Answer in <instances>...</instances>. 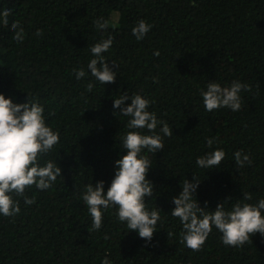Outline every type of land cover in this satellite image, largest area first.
<instances>
[{
  "label": "trees",
  "instance_id": "obj_1",
  "mask_svg": "<svg viewBox=\"0 0 264 264\" xmlns=\"http://www.w3.org/2000/svg\"><path fill=\"white\" fill-rule=\"evenodd\" d=\"M4 10L10 15L7 26L0 17V94L43 107L59 143L39 163L52 161L62 172L47 190L26 188L31 205L12 194L20 213L0 215V264H102L105 257L111 264H264L259 233L231 247L213 227L201 250L193 251L181 243L182 224L171 216L172 198L193 176L206 211L225 201L231 210L238 201L264 199V0H0ZM101 17L107 30L94 24ZM140 20L152 27L138 41L132 28ZM14 22L23 28L22 43L13 39ZM109 35L113 44L102 55L117 75L102 85L87 65L95 58L90 47ZM80 68L86 75L77 80L73 70ZM233 81L251 88L240 93L241 109L206 111L201 92L207 84ZM124 93L148 99V111L173 132L164 136L158 125L163 150L142 152L152 166L146 179L155 185L146 208L161 211L150 243L118 220L115 207L102 210V227L92 231L82 200L86 186L99 181L107 193L115 161L126 154L121 138L130 131L129 118L113 108ZM216 149L226 154L221 165L199 168L196 159ZM236 151L249 155L251 164L237 167ZM244 194L252 199L244 201Z\"/></svg>",
  "mask_w": 264,
  "mask_h": 264
},
{
  "label": "clouds",
  "instance_id": "obj_2",
  "mask_svg": "<svg viewBox=\"0 0 264 264\" xmlns=\"http://www.w3.org/2000/svg\"><path fill=\"white\" fill-rule=\"evenodd\" d=\"M9 10L0 13L2 23L7 26ZM100 30H107L108 22L101 17L94 21ZM151 25L140 20L132 28V35L142 40L151 30ZM15 32L13 37L19 43L24 40V31L19 22L11 25ZM37 36L41 35L38 30ZM113 44V37L101 40L90 47L93 59L87 65L92 77L100 84L114 83L116 72L109 68L103 57V53L109 51ZM154 55H159L155 52ZM113 67L117 65L113 62ZM77 80L85 77L83 68L73 70ZM93 83L87 85V90L93 89ZM251 91L247 84L233 81L228 87H221L216 82H209L207 90L201 92L203 105L208 112L229 108L233 112L242 107L241 91ZM131 100V104L126 102ZM150 101L139 94L129 95L124 93L113 100V108L119 109L120 116L128 117L127 127L130 129L122 139L126 154L115 161L116 169L114 178L105 194V185L99 181L95 186L89 184L82 194V200L87 206L92 223L91 230L98 231L102 227L103 211L115 207V215L121 223H126L130 231H135L141 239L150 243L154 236L156 225L160 220V210L155 208L149 211L146 208L145 198L153 196V185L146 179L151 161L142 152L157 153L163 150L162 136L157 134L158 125H162L160 132L164 136L171 137L172 129L166 121L158 120L154 112H149ZM44 109L36 102L15 104L11 98H5L0 94V215L15 217L20 213L19 202L13 199V193L17 197H23L26 205L35 203L34 199L27 198L26 188L35 186L38 190H47L61 176V168L57 163L46 161L41 166L39 159L48 154L59 143V132L46 126L43 116ZM116 113H114L115 115ZM147 129L151 135L141 134L139 130ZM214 140L207 139V145L211 148ZM223 149H216L206 155L198 157L196 164L199 168L211 170L218 168L225 159ZM234 161L237 167L250 165L249 155L236 151ZM200 180L193 176V181H183L182 191L178 197L172 198L175 205L171 216L179 218L182 224L180 233L181 243L193 251L201 250L213 227L221 235V242L225 246L243 247L253 235L259 233L264 237V199H260L255 205L236 202L231 210H225L224 203L218 204L215 211H206L198 205L195 193ZM231 198H229L230 200ZM252 199L251 194H244L243 200ZM174 235L168 232V238ZM105 239H108L107 235ZM102 264H111L105 257Z\"/></svg>",
  "mask_w": 264,
  "mask_h": 264
}]
</instances>
